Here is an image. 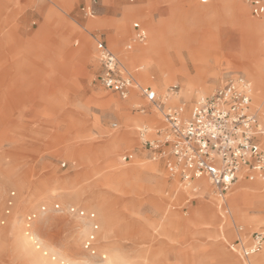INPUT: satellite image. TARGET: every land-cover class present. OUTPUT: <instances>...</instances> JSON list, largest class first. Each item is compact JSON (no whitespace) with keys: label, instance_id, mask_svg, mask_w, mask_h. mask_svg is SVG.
Returning a JSON list of instances; mask_svg holds the SVG:
<instances>
[{"label":"rangeland","instance_id":"obj_1","mask_svg":"<svg viewBox=\"0 0 264 264\" xmlns=\"http://www.w3.org/2000/svg\"><path fill=\"white\" fill-rule=\"evenodd\" d=\"M135 21L148 39L127 50ZM258 21L248 0H0V264H98L83 246L91 223L72 205L96 213L103 264H243L261 253L264 243L244 252L264 231V181L241 179L223 196L206 177L186 185L139 131L165 124L141 86L164 100L178 85L167 103L191 108L238 75L264 125ZM101 37L135 77L127 99L100 81Z\"/></svg>","mask_w":264,"mask_h":264},{"label":"built area","instance_id":"obj_2","mask_svg":"<svg viewBox=\"0 0 264 264\" xmlns=\"http://www.w3.org/2000/svg\"><path fill=\"white\" fill-rule=\"evenodd\" d=\"M248 3L254 16L264 18V0H248ZM133 28L134 34L126 44L127 50L148 39V32L140 22H134ZM97 49L102 65L99 76L102 85L127 99L136 85L134 75L105 41L97 40ZM140 90L148 105H154L161 111L165 123L164 127L155 129V134H152V128L141 127L140 138L143 145L151 150L154 160H165L171 175L179 176L186 185L206 177L220 196L241 179L264 181V146L258 138L264 134V125L252 105L253 85L247 77L227 78L222 86L211 95L196 100L191 108H187L184 101L176 105L167 103L171 95L178 94V85L170 87V95L164 100L151 86H141ZM148 105L140 103L137 110L147 113ZM128 157L130 155H125L124 159ZM55 208L61 207L55 204ZM45 209L43 206L42 210ZM67 211L91 221L92 229L83 246L90 255L99 257L98 264H103L102 260L105 261L107 255L98 249L100 224L96 213L74 205L68 206ZM36 216V213H31L27 217L28 227ZM4 222L2 220V224ZM263 243L264 231L253 233V244L244 253L250 255L260 251ZM37 246L40 248L39 244Z\"/></svg>","mask_w":264,"mask_h":264},{"label":"bare ground","instance_id":"obj_3","mask_svg":"<svg viewBox=\"0 0 264 264\" xmlns=\"http://www.w3.org/2000/svg\"><path fill=\"white\" fill-rule=\"evenodd\" d=\"M257 30L258 31H260V32H264V22H261V21H258L257 22ZM153 49V48H152ZM152 59H150V61L148 62V69L146 70V71H144L141 75L143 76V78L144 79H146V77H147V75H148V73H149V67L151 66V64H152ZM255 77H257V76H255ZM256 79V78H255ZM258 87V86H257ZM258 89H260L259 87H258ZM260 91V90H259ZM257 93V92H256ZM177 95V94H176ZM258 95V94H257ZM261 95H262V92L260 91L259 92V96H260V98H261ZM177 96H174L173 98H176ZM177 98H179V97H177ZM109 103H114L116 106H117V102H116V100H113V99H110V102ZM238 182V181H237ZM236 182V183H237ZM235 185V184H234ZM233 185V186H234ZM77 217H79V218H84V219H87V221H89L90 223H91V221L88 219V218H86V217H80V216H77ZM34 233V232H33ZM29 238L31 239V240H34L35 239V236L33 235H30L29 236ZM260 262H264V250L261 252V253H259V254H256V255H254V256H252L250 259H243V261H242V263L243 264H248V263H252V264H257V263H260ZM109 264H113V262H111V263H109ZM224 264H230V261H229V258L227 257V256H225V263Z\"/></svg>","mask_w":264,"mask_h":264},{"label":"crops","instance_id":"obj_4","mask_svg":"<svg viewBox=\"0 0 264 264\" xmlns=\"http://www.w3.org/2000/svg\"><path fill=\"white\" fill-rule=\"evenodd\" d=\"M221 1L222 0H218V3L220 4L221 3ZM250 7V6H249ZM82 10H84V11H86V13L87 14H90L91 16H94V8H92V6H84L83 8H82ZM250 10H251V8H250ZM252 13V12H251ZM135 22H137V21H135ZM138 22H140V21H138ZM145 28H146V26L142 23V22H140ZM133 26V25H132ZM134 29V28H133ZM146 30H147V32H148V29L146 28ZM134 34V33H133ZM133 36V35H132ZM132 38V37H131ZM97 40H103V41H105L102 37L101 38H97ZM131 40V39H130ZM105 43H106V41H105ZM107 44V43H106ZM132 94H133V91H132ZM131 101V100H130ZM264 134H262V135H259L258 136V138L260 139V142H261V144L263 145V143H262V136H263ZM264 146V145H263ZM128 155H130V159L133 157V154H128ZM240 181V180H239Z\"/></svg>","mask_w":264,"mask_h":264}]
</instances>
